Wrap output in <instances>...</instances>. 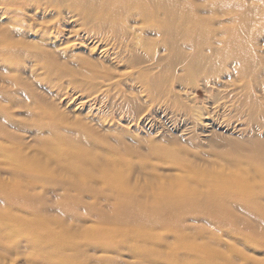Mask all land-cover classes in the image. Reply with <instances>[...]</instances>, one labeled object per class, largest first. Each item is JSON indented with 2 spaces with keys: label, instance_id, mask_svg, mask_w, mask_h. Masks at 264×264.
Instances as JSON below:
<instances>
[{
  "label": "bare ground",
  "instance_id": "1",
  "mask_svg": "<svg viewBox=\"0 0 264 264\" xmlns=\"http://www.w3.org/2000/svg\"><path fill=\"white\" fill-rule=\"evenodd\" d=\"M42 14L54 24H36ZM4 18L7 66L32 59L35 77L41 68L48 77L78 74L80 91L115 94L129 111L141 92L188 109L187 86H201L253 130L214 136L215 149L231 147L224 173L199 163L201 154L157 145L145 156L126 152L118 132L106 141L107 123L57 112L21 124L0 104V264H234L237 248L217 247L224 229L264 246V0H0ZM27 22L31 32L17 34ZM69 26L88 41L79 71L56 56ZM3 70L12 75H0L1 98L16 101L13 86L32 94L15 68Z\"/></svg>",
  "mask_w": 264,
  "mask_h": 264
},
{
  "label": "rangeland",
  "instance_id": "2",
  "mask_svg": "<svg viewBox=\"0 0 264 264\" xmlns=\"http://www.w3.org/2000/svg\"><path fill=\"white\" fill-rule=\"evenodd\" d=\"M54 22V16L46 14L39 15L35 21L36 24L49 23L52 25ZM8 23L9 20L5 18L0 19L2 26H6ZM30 25L31 28H34L32 24L27 22L17 31V34H21L22 32L28 34L31 32ZM71 26H73V23H71ZM71 26L64 27L66 31L63 32V41L61 43L65 45L66 51L61 54H56V56L59 62H65L70 68L79 71V64H77L79 61L77 59L89 58L87 57L88 50L84 45H79L88 41L83 42V37L85 36H80V34H69L67 29ZM16 37V34H14L13 39ZM53 37L54 35L52 34ZM25 39L36 40L32 35L29 38L25 37ZM31 63L32 59H24L21 64L19 61L18 64L7 66V64H3L0 60L1 76L7 77L12 75L11 72L5 76L3 74L5 70L3 69L9 67L15 68L17 74L31 84L30 89L32 90V94H29V92L20 86L9 87L19 91V94L16 95L17 100L14 102L12 100H6V97H0L2 99L0 102L1 106L6 109L9 108V111L15 114L18 119L17 123L26 124L27 122H34L36 119L45 116L53 117V114H57V112L74 118L72 115L74 113L77 116V121L88 123L90 126H96V123H107L105 126L110 127L112 130L108 133L101 131L103 134H108L105 138L106 141L113 143L114 139L117 138L116 132H118L124 136L126 152L136 155L142 153L145 156L148 155L149 149L151 150V148L157 145L167 150L175 149L180 155L191 159L201 154V158L205 159V161H200L199 163H202L204 166L210 164L209 166L212 168L221 170L224 173H227L230 167V162L227 160L230 156L222 152H226L224 150L230 149L231 147L226 148V146H221L223 148L215 149L213 146L214 136L218 134L222 137H239L245 135L249 130H253L252 127L250 128L246 124L245 118L235 110L228 107L223 108V101L225 99H219L214 103V100L210 96H207L201 86H187L189 88L188 91L191 92L190 97L192 98L187 100L183 97L180 99V102L187 104L189 106L188 109H181L172 98L161 100L160 98H152L149 94L141 92V96L137 95L139 109L135 111L136 106L133 107L132 111H129L128 107L126 108L125 106L127 102L124 100L122 103L121 99L114 97L115 94H113V98L111 96L105 98L103 90L99 94H95L97 91L91 92L92 94L80 91L76 87L81 79V76L78 74L73 73L71 76L62 77L53 74L48 77L41 68L36 71L35 77L29 70ZM62 95H67L69 98L71 96L70 101H67V99L59 101L58 98ZM87 96L96 97L101 102L92 106L86 103L84 104L86 106L82 107L80 102ZM203 111L204 114L202 115L201 113ZM69 120L72 121V119ZM10 130L22 135L20 131L12 128ZM34 145L38 146L37 140ZM91 224V222H87L85 226ZM114 226L113 224H106L103 227L107 229ZM217 234L224 241V243L217 245L219 249L226 251L227 245H232L233 248H237V251H239L236 254L234 264L264 263L263 245L254 241L248 242L241 240L235 242L231 234L225 229L224 231H217ZM195 241L202 242L203 239H196ZM240 254L243 255L245 260L237 258Z\"/></svg>",
  "mask_w": 264,
  "mask_h": 264
}]
</instances>
